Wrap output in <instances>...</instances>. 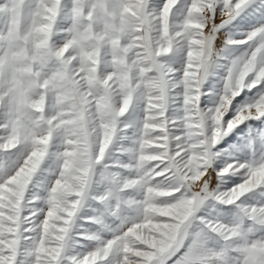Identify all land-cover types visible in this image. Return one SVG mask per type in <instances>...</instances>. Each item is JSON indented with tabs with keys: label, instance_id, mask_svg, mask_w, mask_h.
I'll use <instances>...</instances> for the list:
<instances>
[{
	"label": "snow or ice",
	"instance_id": "snow-or-ice-1",
	"mask_svg": "<svg viewBox=\"0 0 264 264\" xmlns=\"http://www.w3.org/2000/svg\"><path fill=\"white\" fill-rule=\"evenodd\" d=\"M0 264H264V0H0Z\"/></svg>",
	"mask_w": 264,
	"mask_h": 264
}]
</instances>
